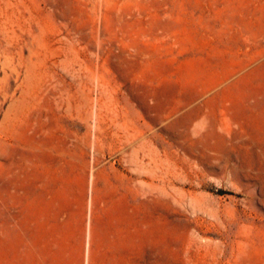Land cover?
Wrapping results in <instances>:
<instances>
[{
  "label": "rangeland",
  "instance_id": "1",
  "mask_svg": "<svg viewBox=\"0 0 264 264\" xmlns=\"http://www.w3.org/2000/svg\"><path fill=\"white\" fill-rule=\"evenodd\" d=\"M0 264H264V0H0Z\"/></svg>",
  "mask_w": 264,
  "mask_h": 264
}]
</instances>
